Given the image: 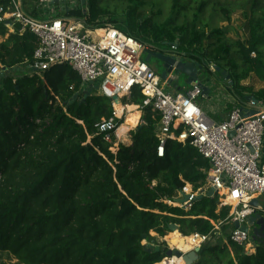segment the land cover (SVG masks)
<instances>
[{"label": "trees", "instance_id": "16d2710c", "mask_svg": "<svg viewBox=\"0 0 264 264\" xmlns=\"http://www.w3.org/2000/svg\"><path fill=\"white\" fill-rule=\"evenodd\" d=\"M102 1L87 0L89 26L111 24L151 47L178 45L189 59L226 71L240 100L250 96L264 104V89L254 92L240 84L252 73L264 79V0L246 3L248 37L235 41L209 22L203 28L197 22L178 24L176 10L185 7L178 0L164 24L144 17L146 0H126L121 14ZM219 11L227 22L235 13L222 4ZM7 34L0 24V37ZM37 47L34 35L19 30L0 43V75L8 69L0 79V251L19 264H160L168 247L149 250L144 242L155 244L151 234L163 238L175 224L185 237H212L194 264H264V241L253 253L230 241V209L219 210L212 189L189 211L164 202L175 201L186 184L195 192L204 189L210 163L190 143L174 140L158 157L160 116L143 106L140 91L124 104L141 107L142 125L129 133L132 142L110 144L105 136L115 141V132L100 133L97 126L113 118L111 100L96 90L84 100L81 77L66 64L25 73ZM16 68L21 71L13 72ZM116 122L119 127L124 119ZM221 222L224 236L215 230Z\"/></svg>", "mask_w": 264, "mask_h": 264}, {"label": "built area", "instance_id": "2783aa9c", "mask_svg": "<svg viewBox=\"0 0 264 264\" xmlns=\"http://www.w3.org/2000/svg\"><path fill=\"white\" fill-rule=\"evenodd\" d=\"M67 1L0 0V24L12 34L17 30L21 35L29 32L38 41L33 62L23 71L28 74L43 73L54 65L66 64L81 77V93L90 85L96 86L97 94L111 100L114 110L113 118L97 127L100 133L114 131L116 140L106 135L105 141L115 145L121 143L118 130L122 126L118 127L116 119H124L127 110L120 114L116 108L119 104L112 98L118 96L120 105L124 107V100L135 90L140 91L145 97L143 106L160 116L156 134L158 157L165 156L168 141L174 140L190 143L210 163L206 172V187L200 189V194L194 191L191 184H186L175 201L164 202L189 211L199 196H205L209 189H214V194L219 196V208L230 209L226 219V223L233 226L230 241L242 247H252L251 229L244 231L242 227L249 226V218L260 212L250 205L251 200L264 195V165L261 166L264 159V104L248 101L245 105H234L227 120L214 122L199 104L203 95L201 87H190L179 93L169 92L161 77L142 60V55L155 50V47L111 24L89 26L88 8L82 0H78L84 5L81 19L70 16L69 7L64 8V14L58 17L34 15L32 5H57L61 9ZM251 57L256 58V54L251 53ZM209 67L215 74L216 66L211 64ZM231 132H235L233 137L229 136ZM188 185L190 191H187ZM183 194L190 195V199L182 204L177 199H182ZM235 223L239 224L238 228H235ZM218 224L222 225V222ZM194 236L201 241L197 247H202L210 239V236ZM176 258H164L160 264H174L171 259Z\"/></svg>", "mask_w": 264, "mask_h": 264}, {"label": "rangeland", "instance_id": "374dc122", "mask_svg": "<svg viewBox=\"0 0 264 264\" xmlns=\"http://www.w3.org/2000/svg\"><path fill=\"white\" fill-rule=\"evenodd\" d=\"M176 0H146L145 6L142 9L143 15L145 18H150L153 17L154 21L157 24H164L166 23L169 18L173 15L172 9L175 4ZM203 0H178V4H182V6H185L183 8H178L177 13H181L180 15H174L177 17V23L182 24L184 21L188 22H197V24L203 28L204 26L202 25L203 23H208L211 24L213 28H220L221 30H224L226 33V38H228L229 41H235V40H244V35L245 33L243 30L236 25V21L234 16L236 15L235 13L239 12H244V6L249 0H204L206 3L205 9L203 10L202 13L198 15V18H195V13L198 11V8ZM226 6L227 8L233 9L235 11L232 20L230 22H227L224 20L222 13L219 11V6L220 5ZM102 6L107 7L110 9L112 12H117V13H122L124 9L128 6V3L126 0H103L101 3ZM33 6L34 15L38 17H45V18H52V17H58L64 14V8L69 7L70 13L69 15L72 17H76L77 19H81L83 17V12L84 8L78 0H68L66 3L61 5V9H59V6ZM180 6V5H179ZM43 13H45L43 15ZM10 34H12L11 30L9 31L8 29V34L5 38L0 37V43H4L7 41L9 38ZM174 45H172L173 47ZM171 46L163 45L160 49L165 51H168L172 48ZM179 48V47H178ZM178 51H180L178 49ZM182 52V51H181ZM148 54H143L142 55V60L146 61ZM147 64L150 66L151 69L155 71V73L159 76H161L163 72V62L160 61L157 57H152ZM206 65H211L207 61L205 62ZM204 69L200 71V81L204 85H208L210 82H215L216 85L221 86V80L216 77V73L213 74L209 69L208 66L205 67ZM174 77L179 78L182 82H185L186 77L181 74L180 72H174ZM214 93L216 91L213 89ZM204 100L203 97L199 99V103ZM59 102L61 101L58 100ZM129 109L125 108L128 112L127 117L130 115L131 111L136 115V124L134 126H129L127 125V118L126 121L124 122V127L123 128H130L129 132L132 130L136 131V129L142 125V123H139L140 119V110H138L137 106L130 104ZM124 108V107H123ZM130 108H135V110H131ZM140 109V108H139ZM124 110V109H123ZM131 110V111H130ZM143 116V114H142ZM127 125V126H126ZM127 133V132H126ZM126 133H122L126 134ZM120 134V133H119ZM126 134L128 138L126 140L124 138H121L124 143H130L132 142V138L130 135ZM121 135V134H120ZM264 165V159L261 161V166ZM191 187L189 190L190 191ZM200 190H198L196 193L200 194ZM264 200V196L262 197V201ZM217 227L216 230H218L222 225L220 224H215ZM222 229V228H221ZM220 229V230H221ZM231 232V228L228 230ZM180 233V231H179ZM178 234V232H169L167 236H165L166 240L169 241L171 239H175L173 235ZM181 234V233H180ZM152 236H155L156 234L152 233ZM179 235V234H178ZM182 235V234H181ZM224 236V232L222 234ZM176 240L177 239L176 237ZM209 243V242H208ZM144 245H149L148 243L144 242ZM153 246V248H157L158 246H164L167 247L166 244L162 242V238H158L157 242L155 244H150ZM253 247L257 246L256 243L252 242ZM169 249V248H168ZM247 253H253L255 252V248L252 247H247L246 248ZM0 264H19V261L11 254L8 252H3L0 251Z\"/></svg>", "mask_w": 264, "mask_h": 264}, {"label": "water", "instance_id": "95a60500", "mask_svg": "<svg viewBox=\"0 0 264 264\" xmlns=\"http://www.w3.org/2000/svg\"><path fill=\"white\" fill-rule=\"evenodd\" d=\"M87 0H82V4L86 5ZM174 48L176 50H173L172 48L168 51H163L159 49L157 53L154 54V57H157L160 61L163 62V72L161 74V79L165 82V87L169 90H174L176 92H184L186 89L194 86H199L203 89V94H210L211 93V88H209L207 85H203L200 81V71L204 69V66L199 64L196 61H191L188 59L187 54L183 53L181 51H178V45H174ZM148 54L146 58V63L150 61L151 59V53L146 51ZM188 59V61H186ZM216 69V76L221 79H224L225 81H229L231 85H233V82H231V76L227 75L226 71H223L219 67H215ZM13 72H20V68H16L12 70ZM8 72L7 68H3L2 73L0 75V79L4 77L5 73ZM174 72H180L186 77L185 82H182L179 80V78L174 77ZM213 84H216L215 82H210ZM216 86V85H215ZM98 89L96 86L94 87L93 85H90L85 91H84V100L88 98L92 94V92ZM208 94V95H209ZM247 101H253L256 102V100L253 97H246L245 98ZM112 100L116 104H121V101L118 96H115L112 98ZM235 135V132H231L229 134L230 137H233ZM214 193V189H212L209 192V195H212ZM260 197L261 196H256L253 198L250 202V205L257 210H260V212L255 213V215L251 216L249 218V226H244L242 227V230L248 231L251 229V240L252 242L256 243L257 246L261 242L264 241V217H262L261 212L263 211V207L260 203ZM198 198H201L199 196ZM190 199V195L183 194V198L177 199L179 203H186ZM239 224L235 223V228H238ZM178 231L179 232V226L178 225H170V232ZM156 239L159 238V236L156 234ZM161 238V237H160ZM162 242L167 245L169 248L167 253H166V258H172V257H177V258H183L185 264H194L199 260V253L201 250V247H196L186 253L181 252L179 250H175L172 248L171 241H167L165 237L162 238ZM148 249L151 250L153 248L152 245H147ZM161 246H158L156 248L157 251L160 250ZM243 249L246 251V245H243ZM257 251V249H256Z\"/></svg>", "mask_w": 264, "mask_h": 264}, {"label": "crops", "instance_id": "0c3cea01", "mask_svg": "<svg viewBox=\"0 0 264 264\" xmlns=\"http://www.w3.org/2000/svg\"><path fill=\"white\" fill-rule=\"evenodd\" d=\"M235 14L236 15L234 16V18H235L234 21H236V25L238 27H240L243 30V32L245 33V35H244V39H245L246 37H248L247 26H248V23H249V19H247L243 15V11L239 12V13L236 12ZM248 16L250 18L251 12H249ZM256 56H257V54H256ZM219 79L222 81L221 82V86H218V85L213 84V83H209L208 85L211 88V93L210 94L208 93L209 95L207 93L203 94L201 97H203L204 100L199 103L201 105V107L204 109V111L206 112V114L208 115V117L210 119H212L214 122H217V123H220V122H223V121L227 120L228 114L231 111V110L227 111L229 106H234V105H238V104L245 105L248 102L246 99L240 100L238 97H236L234 95V93L230 89L232 85H231V83L229 81H225L224 79H221V77H219ZM240 84L243 87L252 88V90L254 92H258V91L264 89V79H261L256 73H252L247 79L242 80L240 82ZM213 85H216V86L213 87ZM213 89L216 91V93H214ZM169 92L177 93L174 90H169ZM247 97H249V96H247ZM124 105H126V107L129 106L128 104H124ZM135 108H137L138 110L141 111V112H139L140 113V119H139V123H138V124H140V123H142V114H143V112H142L141 109H139V106H137ZM128 109H129V107H128ZM126 118H127V114L124 117V122L126 121ZM129 130H130V128H126L124 133H126V132L128 133ZM120 138H122V137H120ZM121 141H122V139H121ZM263 196L260 197V203H261V205L263 207V210H264V200L262 201V197ZM220 209L221 208H219V210ZM262 217H264V214L262 215ZM222 227H220L218 230H216V231L219 232L220 235L223 234V231L221 229ZM232 229H233V226H231V231H232ZM210 241H212V237H210L208 242H210ZM224 242H227V241L224 239ZM207 243H205V244H207ZM247 247H250V246H247ZM252 248H255V251H256L258 246L253 247V245H252Z\"/></svg>", "mask_w": 264, "mask_h": 264}, {"label": "bare ground", "instance_id": "6f19581e", "mask_svg": "<svg viewBox=\"0 0 264 264\" xmlns=\"http://www.w3.org/2000/svg\"><path fill=\"white\" fill-rule=\"evenodd\" d=\"M208 69L211 71L209 66H208ZM116 108L121 114L123 112V109H125V108L127 109L128 107L124 106V108H123V106H121L119 104V105H117ZM130 109L135 110V108H130ZM127 114H128V112H127ZM135 121H136V115L131 111L130 115L127 117V123L126 124L129 126H131V125L134 126L136 124ZM123 127H124V124L118 130V134L119 133L121 134V135L119 134L120 137L122 136V133H124L126 130ZM174 232H178V231H174ZM178 234L173 235L175 237V239L170 240L171 244H172V248L175 250H180L181 252L186 253V252L196 248L201 242L200 238H198L196 236L185 237V236L181 235L179 232H178ZM176 237L179 240H176ZM171 260L174 262V264H185L183 258H176V259H171Z\"/></svg>", "mask_w": 264, "mask_h": 264}, {"label": "flooded vegetation", "instance_id": "af4514ba", "mask_svg": "<svg viewBox=\"0 0 264 264\" xmlns=\"http://www.w3.org/2000/svg\"><path fill=\"white\" fill-rule=\"evenodd\" d=\"M157 48H161V47H157ZM157 48H155V50H150L149 52L151 53V58L152 57H154V54L155 53H157V52H159L160 50L159 49H157ZM159 50V51H158ZM146 54V53H145ZM189 59V58H188ZM188 59H186V61H188ZM189 60H191V59H189ZM191 61H194V60H191Z\"/></svg>", "mask_w": 264, "mask_h": 264}]
</instances>
